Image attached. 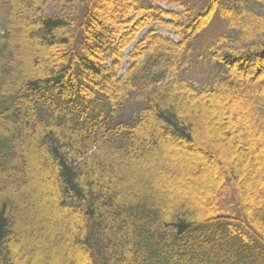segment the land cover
<instances>
[{
    "label": "trees",
    "instance_id": "obj_1",
    "mask_svg": "<svg viewBox=\"0 0 264 264\" xmlns=\"http://www.w3.org/2000/svg\"><path fill=\"white\" fill-rule=\"evenodd\" d=\"M56 1L0 0V264H264V0Z\"/></svg>",
    "mask_w": 264,
    "mask_h": 264
},
{
    "label": "rangeland",
    "instance_id": "obj_2",
    "mask_svg": "<svg viewBox=\"0 0 264 264\" xmlns=\"http://www.w3.org/2000/svg\"><path fill=\"white\" fill-rule=\"evenodd\" d=\"M59 1H60L59 5L58 4H56V5L62 6V0H59ZM59 1H56V2L58 3ZM174 1H177V2L176 3L174 2V4L157 3V5L161 9H163L165 11H171V12L174 11V12H177V13H182L183 11H185L184 10L185 7H187L189 4L190 5H192V4L200 5V3L202 2V0H174ZM104 15H105V9L103 7L101 9V14L98 15V16H99V18H103ZM22 26H24V24H21L20 23L19 26L18 25L16 26V29L19 30V29L23 28ZM223 28H224L223 27V24L220 21H217V23L215 25H213L212 27H210L202 36H200L197 39L198 42L195 45L192 44L193 52L196 53L198 51H201L202 45L203 46L208 45L213 40V38L216 36V34H218L221 30H223ZM159 33L161 35H163V36H167L168 35V33L166 31H164V30H160ZM143 34L144 33H142L139 36L138 39H140ZM17 48H18V53H20V52L23 51L22 45H18L17 44ZM128 52H129V48L126 50V55H127ZM192 63L196 67H198V65H199L200 62L194 61ZM127 65H128L127 64V58H125V68L127 67ZM202 68L203 69H199V70H197L196 68L195 69H191V70L189 69L190 76H189V71H188V76L191 77V79L196 78L197 79V82L202 81L203 79H205V76L206 75H210V73H211L210 67L204 65ZM134 103L135 102H131L130 104H128L129 107L130 108H134ZM211 116H212V114H211ZM212 122H214V119L213 118H212ZM200 146H202L201 143H200ZM206 150H208V149L206 148ZM217 154H218L219 158L224 161V157L222 156L220 149H219V151H218ZM176 156H177V154L174 151H170V158H175ZM236 160L238 161V164H243V160L242 159H238L237 158ZM207 161H209V157L208 156L206 157V154L205 153H203V154H195L194 157L191 158V160H189L185 165L188 166L189 164H191V162H195L198 165H200V167H201V169L203 170L204 173L209 174V173H207V171L209 172L211 168H210V166H209V164H208ZM33 165L35 166L36 164L33 163ZM193 172L194 171L190 168V170H189L188 173L190 175V173H193ZM201 177H203V176H201ZM193 178H195V179H193ZM199 178H200V176H199ZM191 179L194 180V181H197L198 180L196 177H192ZM204 183L205 182H203V184ZM189 191H188L189 192V195L192 198H193V196H197V194L199 192V185H196V186L195 185H192L190 187V190ZM183 195H184V192H183ZM192 198H190V199L192 200ZM172 200L174 202V205L177 204V202H178L177 199L173 198Z\"/></svg>",
    "mask_w": 264,
    "mask_h": 264
}]
</instances>
